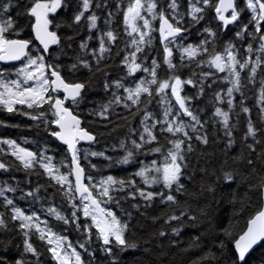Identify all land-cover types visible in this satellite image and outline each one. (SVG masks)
Masks as SVG:
<instances>
[{"label":"trees","instance_id":"16d2710c","mask_svg":"<svg viewBox=\"0 0 264 264\" xmlns=\"http://www.w3.org/2000/svg\"><path fill=\"white\" fill-rule=\"evenodd\" d=\"M34 1L0 0V24L12 20L7 37L30 40L29 57L43 58L48 77L50 68L59 72L66 82L84 85L77 102L68 101L65 105L80 117L81 125L94 137L90 142L77 145L85 182L97 201L113 212L121 223H127L125 236L137 247L121 251L114 241L104 245L92 218L84 216V200L76 198L72 185L68 151L52 135L56 132L52 123L55 120L52 102L55 96L62 97L53 92L51 101L28 108L27 113H23L22 108L6 112L0 107V164L5 166L0 168V190L4 193L0 196V218L6 220V224L0 226V264H16L18 260L22 264H58L48 250L52 245L47 239L41 240L35 228L28 230L29 236L25 237L19 221L11 220L12 207L20 208L26 215L35 213L34 222L41 228H50L57 236L65 237L78 248L83 264H239L233 242L262 203L259 184L264 178V162L256 157L264 151V111L261 110L264 102L260 99L264 63L257 67L251 81V63L245 69L237 65L240 88L239 91L234 89L229 96L228 89L233 86L234 77L228 70H217L210 60L217 53L226 60L225 49L229 44L240 62L264 57V53L256 51L261 42L254 25L249 24L253 13L246 8V0H235L238 10L243 11L237 22L227 26L216 17L218 0H210L209 5H204L202 0H191L203 9L196 14L202 17L198 22L188 15L189 0H176L178 7L175 10L169 8L172 0H151L157 4L153 10L157 17L145 30L148 32L145 43L139 45L142 50L137 53L136 62L141 68L131 74L123 61L135 51L137 45H133L132 40H139V33H131L124 22V12L134 0H90L89 8L79 22L74 17L83 11V0H61V7L49 13L50 28L57 34L58 43L46 56L32 36L33 17L29 15V9ZM148 2L141 0L143 13ZM3 5L8 7L5 9ZM160 10L165 11L172 23L184 29L164 43L160 42L157 33ZM91 15L97 16L94 28L88 26ZM140 23L143 22H136L139 27ZM244 24L249 25L247 30L237 36ZM261 24L264 25V21ZM108 31L113 32L115 40H108L105 35ZM101 39L107 49L103 53L99 51ZM82 44L85 47L82 48ZM166 44L172 50L169 57L172 68L165 62ZM249 44L253 47L251 53L247 50ZM189 45L201 46L193 58L183 53V48ZM154 60L158 82H170V78L176 76L181 81H192L182 83L180 93L187 98L186 106L197 116L199 124L178 110L168 89L163 93L156 92L159 83H146L151 95L141 93L136 104L126 99L125 88H135L137 83L152 79ZM83 61H87L88 67ZM145 68L149 71H144ZM7 69L1 71L0 66V77L12 75L14 68ZM117 82L122 87L118 88ZM116 96L121 97V103L114 102ZM104 106H108L107 111L101 116L98 113ZM245 107L249 109L247 113L242 110ZM169 108L171 111L166 120L165 111ZM217 108L228 113V128L223 124V117L216 115ZM145 113L149 114L147 120ZM173 117L186 125L187 137L183 132L173 134L165 130ZM141 121H145L144 124ZM249 122L256 129L255 136L246 135ZM193 124L195 130L191 127ZM145 125L151 128L156 140L145 142L148 141L145 133L144 141H141L140 134ZM198 137H206L207 143ZM174 139L184 141L181 149L185 160L180 183L186 191L182 192H176L175 185L171 189L164 187L162 172L154 170L163 168L172 147L169 141ZM133 140L142 147L134 149ZM14 145L34 154L30 168H25L13 155ZM249 145H254L256 155L250 153ZM155 148L160 151H153ZM128 151H133V156L123 163ZM93 152L103 155L93 156ZM49 158L54 175L67 174L71 191L69 184L57 183L45 172L42 164ZM249 158L254 161L251 167L247 165ZM144 167L149 168V177L159 178L157 183L145 184L144 178L136 175ZM225 173H231L233 180L224 179ZM109 176L125 182L124 186L115 184L110 188L111 199L99 193L103 188L101 181ZM209 187L211 191H208ZM137 188L173 194L179 204L161 202L159 195L152 201H145L136 192ZM133 192H136L134 198L130 195ZM6 199L12 200L13 204L7 205ZM185 208L189 211L179 221H168V216H179ZM49 209L55 211L50 213ZM56 213L64 219L58 218ZM173 228H178L179 232L174 233ZM161 231L164 236L159 235ZM196 237L199 238L198 246L193 243ZM26 238L38 254L25 251ZM106 247L113 249L112 255L104 251ZM207 253H211L210 257L201 259ZM243 264H264V241L246 256Z\"/></svg>","mask_w":264,"mask_h":264},{"label":"snow or ice","instance_id":"6c2138e0","mask_svg":"<svg viewBox=\"0 0 264 264\" xmlns=\"http://www.w3.org/2000/svg\"><path fill=\"white\" fill-rule=\"evenodd\" d=\"M204 5H209L210 0H202ZM90 0H83V11L79 12L74 17V20L76 22L81 21L82 17L85 14V11L89 8ZM8 5H3V8H7ZM61 7V0H35L34 3H32L31 8L29 9V15L31 17L35 18V23L32 25L33 31L35 32L36 39L40 41V43L43 45V48L45 51L48 50L50 44H56L58 43V37L57 34L53 31L49 30V25L52 23V21L49 19V13L55 12L57 8ZM178 5L176 0H172V2L169 4V8L175 10L177 9ZM144 8V4L141 3V0H134V2L129 4V7L124 12V22L128 26V28L131 29V33H139V40L133 39L132 44L137 45L135 48V51L129 53L127 56H125L124 63L127 64L129 73H135L138 69L141 68V64L136 62L137 53L141 52V47H139L140 44L145 43V37L148 35V32L141 31L140 27L135 23L137 19L143 20V28L149 29L151 27L150 21L148 19H145L141 15V10ZM157 8V4L154 2L147 3V11L149 13H153V10ZM246 8L250 10L253 15L251 16V19L249 21V24H253L255 28V33L259 34L258 39L261 42L259 45V49H257V52L264 53V25L261 24V21H264V0H246ZM231 10L230 16H226L225 12H228ZM203 11L202 8L197 7L196 4L192 3L191 0H189V12L188 15L192 17L194 21H199L202 17L197 16L196 14L201 13ZM243 11V9L237 8V5L235 3V0H219V2L215 5V13L216 17L219 21L222 22L224 26H227L229 24H232L234 22H237L239 20L240 14ZM153 18H155V13H153ZM89 20V28L96 27V21L97 16L91 15L88 17ZM159 32H160V38L162 41H168L170 38L177 37L184 29H182L179 26H176L174 23L170 22L169 18L165 15L164 10L159 11ZM248 24H244L241 31L237 32L236 35L240 36L242 32L247 30ZM12 29V20L9 19L8 21L4 22L3 24H0V53H6L7 55L0 54V60L3 59H10V60H18L22 56L26 55L25 50L28 48L30 41L29 40H23V39H9L6 35V33L9 32V30ZM205 31H209L208 29H205ZM130 33V34H131ZM109 41L115 40L116 37L113 34L112 31H108L105 33ZM81 47H85L84 44L81 45ZM199 45L192 46L189 45L185 48H183V53L186 54L189 58H193L197 55L198 51L200 50ZM232 45L229 44L228 47L225 49V52L227 54V58L225 60L224 56L217 53L211 57L210 63L212 66H214L217 70L223 72L225 70H228L231 72L232 76L234 77L233 80V86L228 89V95L231 96L233 90L239 91L240 88V72L236 70V66L238 65L240 69H245L249 66V63H251V75L249 76V80L251 81L252 76H254L257 72V67L264 63V57L258 56L255 60L249 61L244 60V62H240L234 52L230 49H232ZM107 49L105 48V42L103 39L100 41V53L105 52ZM207 51V49H204ZM248 52L251 53L253 51V47L251 44L248 45ZM165 62L168 63L169 68L174 67L169 59V57L172 54V50L167 47V44L165 45ZM42 57H39L37 59H30L29 65H26L23 69H21V74L24 76L25 81L29 80H35L36 84L30 87H23L21 88V84L19 81H11V86L5 83H0V88H3V91H0V105H3L4 108L7 109V111L12 112L14 111L13 105L15 104H27L29 108H32L33 106H39L47 101L52 100V96L45 95L49 92V88L52 89V91H56L57 89L63 88L65 92V99H71L74 103L77 102V98L81 95V89L84 88L83 84L77 83L69 85L64 82V80L61 78L59 72L52 71L51 75L52 77H55V79L49 81L44 76V65L42 63ZM39 61V63H38ZM83 64L85 67H88L87 61H83ZM36 66L35 71H28L29 66ZM75 67V65H73ZM156 61H153V68L151 70V76L152 79L150 81L144 82L141 81L136 84L135 88H125L124 91L127 93V100H130L132 104H136L141 96V93H150V89L146 86V83L151 84H157L159 83L158 88H156L157 93H163L165 89L171 88V94L175 97L176 103L179 105L180 110L182 112L191 117L193 121L196 122V124H199L200 121L193 114L192 111L189 110V108L186 106V97H183L180 94V88L182 83H192L191 80L189 81H181L179 76H176L174 78L173 83H169L168 80L165 81H157L156 79ZM144 71H149L148 69H144ZM116 86L122 87V85L117 82ZM107 88L108 85H105ZM219 98V94H217ZM260 99L262 102H264V80L261 81V92H260ZM115 103L119 104L121 103V97L116 96ZM163 102V101H162ZM111 103V102H110ZM229 105H231L232 101L229 100ZM64 100L56 99L54 104H52V107L56 110L55 115L57 116V119L52 121V123H55L59 125L61 128V132H53L52 135L58 137L59 139L63 140L67 146L68 150L71 152L72 155V165L74 166V174H75V191L77 193H80L82 200L90 201L91 205H93L96 209L99 211L105 213V216L109 219H105L104 221L98 220L97 216L95 214L92 215L93 223L95 224L100 238L103 240L104 245H111L113 241L115 242V245L119 247L121 251H124L128 248H136L137 245L135 243L129 242L127 237L125 236V231L128 227L127 223H121V221L117 218V216L111 212L104 209L99 208V202L94 198L92 192L89 191V188L87 185H85L82 182L84 170L80 166V163L78 161V149L76 147L77 141L79 140H87L92 141L94 140L93 135H91L88 131L84 130L80 127V121L77 117L72 116L70 112H68L67 108L63 107ZM127 107V105H125ZM108 106H104V109L98 113L99 115L103 116L105 115V112L107 111ZM245 113L249 111L248 108L242 109ZM264 111V108L261 109ZM171 111V109H166L165 111V119L167 120L168 113ZM43 115V113H41ZM148 113H145V120L148 118ZM176 115H179L177 113ZM216 115L223 117V124L225 128H228L229 125V116L227 112L222 111L220 108L216 109ZM33 119H37L38 117H32ZM145 121H141L142 124H144ZM156 123H160V121H156ZM186 125L183 122H177L175 120V117L171 121H168L167 128L165 129L169 133H181L183 132L184 135L187 137L188 133L185 131ZM193 130H195V124L191 126ZM69 128L74 129V131L69 132ZM147 134L148 141L150 142L156 140V136L153 135V132L150 127L147 125L144 126L143 132L140 134L141 141H144V134ZM229 136H231V132L227 133ZM246 135L255 136L256 135V129L253 127L252 123L249 122L248 129ZM190 139V137H189ZM198 139H201L203 143H207L206 137H198ZM9 144H14L13 141H8ZM169 143L172 145V147L168 150L167 156H166V162L163 165V168H154L156 172H162V179L164 187L171 189L173 185L176 186L175 190L176 192H182L186 191L184 188V185L180 183V178L183 175L182 173V167L183 161L185 160V156L182 153L181 145L184 143L181 139H174L169 141ZM231 143V141H230ZM132 144L134 146V149H140L142 147L141 143H138L137 141L133 140ZM124 145L121 144V147ZM250 153L252 155H256L255 147L254 145L248 146ZM189 150H191V147L189 146ZM153 151L159 152L160 148H155ZM13 155L17 156L19 160L23 163L25 168H30L32 166V161L34 159V154L31 152H28L26 149H18L17 151L13 152ZM91 155H103V153H91ZM133 156V151H128L127 155L123 158V163H127L129 158ZM257 159L264 162V151L260 153L256 157ZM155 165V162H153V166ZM248 166H253L254 161L253 159L249 158L247 160ZM5 166L3 164H0V168H4ZM42 167L45 169V172H47L52 179H54L57 183L60 184H69L68 177L65 175H54V166L51 164V160L49 158V161L47 163H43ZM149 168L144 167L141 168L136 175L141 176L144 178L145 184H152L158 182V177H149L148 173ZM90 179V178H89ZM224 179L226 180H233V175L231 173H225ZM132 183V182H130ZM120 184L121 186H124L125 182L123 180L116 181L113 177L109 176L106 178V180L101 181V185L103 186V190L100 193L102 196H108L110 199V188L115 185ZM259 187L264 193V178H262V181L259 184ZM69 191H71V185L69 184ZM208 191H211V188H208ZM136 192L139 193V195L145 200V201H152L155 196L161 197V202H171L172 204H179V201L177 200L176 196L173 194H167L164 195L162 193H155L152 191H144L143 189L137 188ZM136 192L130 193V195L135 197ZM3 190H0V196H2ZM31 193H29L30 195ZM5 203L7 205H12L13 201L10 199H6ZM12 215L11 220L19 221V228L23 232L25 237L29 236V231L32 228H35L36 232L39 233V238L41 240L47 239V242L49 245H54L50 247L48 250L52 253V257L54 260L58 262V264H70L69 256L63 251V241L66 239L65 237L57 236L55 233L52 232L50 228H41L39 224L34 222V218H36V214L33 213L32 215H26L20 208L18 207H12ZM54 209H49V212H54ZM189 211V209L185 208L184 210L180 211V215H170L168 216V221H179L181 217H184L186 213ZM83 214L84 216H89V204L85 203L83 205ZM58 218L64 219V217L60 216L59 213H56ZM75 215V213H73ZM191 220H195L196 217H189ZM67 222V221H65ZM167 223V221H166ZM6 224V220L4 218H0V226H4ZM172 231L174 233H178V228H173ZM160 236H164L165 233L163 231L159 232ZM198 240L199 238H193V243L198 246ZM259 241H264V210H261L258 212V214L249 221V227L247 231L240 236L238 240L235 241V248L238 255V260L243 264V262L246 260V254L249 253V250L253 248L254 245H256ZM25 244V251L26 252H32L34 254L36 253V249L33 247V244L29 241V239L24 240ZM83 247V245H81ZM109 255L113 254V249L111 247H106L104 249ZM211 253H207L205 257H202L201 259H208L210 257ZM71 256L75 257V264H83L81 261L80 254L76 252L75 249H72ZM16 264H22L21 261H17Z\"/></svg>","mask_w":264,"mask_h":264},{"label":"rangeland","instance_id":"374dc122","mask_svg":"<svg viewBox=\"0 0 264 264\" xmlns=\"http://www.w3.org/2000/svg\"><path fill=\"white\" fill-rule=\"evenodd\" d=\"M46 2V1H45ZM141 13L144 15L143 17L145 18V19H148L149 21H150V25L152 24L151 22H153V13H149L147 10H145L144 11V13H143V10H141ZM225 15L226 16H230V15H228L226 12H225ZM155 17H157V15H155ZM152 20V21H151ZM136 22H143V21H141L140 19H137L136 21H135V23ZM140 29H141V31H145L146 29H144L143 28V23H140ZM225 56H226V54H225ZM37 58H39V57H37V56H28V59L26 60V62H24L23 64H21L20 66H18V67H15L14 69H13V71H12V75H10V77L9 76H2V77H0V83H5V84H8L9 86H11V81H14V80H16V81H19L20 82V84H21V88H23V87H30V86H33L34 84H36V81L35 80H29V81H25V79H24V76L21 74V69H23L26 65H29V60L30 59H37ZM38 63H39V61H38ZM42 63H43V65H44V61H43V59H42ZM45 66V65H44ZM35 68H36V66H29V68H28V71H35ZM44 76H45V78H47L49 81H50V79H49V77H48V75H47V73H46V67H44ZM174 82V79H172L169 83H173ZM168 90H169V92H170V94H171V88H167ZM4 89L3 88H0V91H3ZM54 91H52V89L51 88H49V94L51 95L52 93H53ZM45 95H47V93L45 94ZM172 95V94H171ZM56 97V96H55ZM12 148H14L15 149V151H17L18 149H24L23 147H21V146H13ZM29 152V151H28ZM65 176H67V174L65 175ZM68 177V176H67ZM72 185H73V181H72ZM102 190H103V188L102 189H99V193H101L102 192ZM98 199V198H97ZM99 202V201H98ZM85 203H88L86 200H84V204ZM89 204V203H88ZM99 208L100 209H104V210H107V211H110L109 209H107L105 206H104V204H102V203H100L99 202ZM89 211H90V217L92 218V215L93 214H95L96 216H97V219L98 220H101V221H104L105 219H109V218H107L106 216H105V213H103V212H101V211H99L98 209H96L94 206H91V205H89ZM93 221V220H92ZM52 246H54V245H52ZM72 249H75L76 250V252H78L79 254H80V252H79V250H78V248L76 247V246H73L68 240H64L63 241V251L66 253V254H68V256H69V260H70V264H75V257H73V256H71V252H72ZM81 256V255H80Z\"/></svg>","mask_w":264,"mask_h":264},{"label":"water","instance_id":"95a60500","mask_svg":"<svg viewBox=\"0 0 264 264\" xmlns=\"http://www.w3.org/2000/svg\"><path fill=\"white\" fill-rule=\"evenodd\" d=\"M34 2H35V1H34ZM218 2H219V0H218ZM229 11H231V10H229ZM170 22H171V21H170ZM34 23H35V18L33 17L32 25H33ZM32 25H31V31H32L33 39H34V41H35V42L41 47V49H42V51H43V54L46 56V55L48 54L49 50L54 46V44H50L48 50L45 51L44 48H43V45L40 43L39 40L36 39L35 32L33 31ZM159 27H160V23L158 22V25H157V31H158V35H159V38H160ZM49 30H50V31H53V30L50 28V25H49ZM53 32H54V31H53ZM19 39H21V38H19ZM23 40H26V39H23ZM160 42L163 43L164 41H162L161 38H160ZM29 45H30V44H29ZM28 47H29V46H28ZM25 52H26V54H27V52H28V48L25 50ZM0 54H2V55H7L6 53H0ZM23 57H24V56H22L20 59H22ZM20 59H18V60H20ZM18 60L3 59V60H0V61H1V62H11V61H18ZM52 71H54V70L50 69V77H51V80L55 79V77H52V75H51ZM60 76H61V78L64 80L65 83H67V84H69V85H72V84L66 82L65 79L62 77L61 74H60ZM51 80H50V81H51ZM56 91L62 93V95H63L62 98H57V99L64 100L63 107H64V108H67V109H68V112H70L72 116L77 117V118L79 119V121H80V117H79L78 115H76V114H75V113H74V112H73L68 106L65 105V101H67V100H68V101H71V99H65V92H64L63 88L57 89ZM180 94H181V93H180ZM55 100H56V99H55ZM55 100L53 101L52 104H54ZM173 100H174V102L176 103V100H175V97H174V96H173ZM176 105H177V107L179 108V105H178L177 103H176ZM53 109H54V108H53ZM179 110H180V108H179ZM180 111L182 112V110H180ZM54 112H56L55 109H54ZM55 116H56V115H55ZM56 119H57V116H56ZM54 125H55V128H56V132H61V131H62L61 128L59 127V125H57V124H55V123H54ZM80 127L83 128L84 130H86V128H84V127L81 125V122H80ZM71 131H74V129L69 128V132H71ZM86 131H87V130H86ZM88 132H89V131H88ZM89 133H90V132H89ZM90 134L93 135L92 133H90ZM56 139H57V141H58L59 143H61L63 146H65L66 149H67V151H68L69 158H70L71 177H72V180H73L74 192H75V194H76V197L79 199V198H81V195H80V193H77V192L75 191V174H74V166L72 165V155H71V152L68 150V146H67V144H66L63 140L59 139L58 137H56ZM85 142H90V141H87V140H79V141H77L76 147H77L78 143H85ZM78 161H79V160H78ZM79 163H80V162H79ZM80 166L82 167L81 164H80ZM82 168H83V167H82ZM83 170H84V168H83ZM82 182L86 185V182H85V171H84V174H83ZM89 191L92 192V190H90V189H89ZM92 194H93V192H92ZM93 196H94V194H93ZM94 198H95V196H94ZM261 198H262V203H261V207H260V209H259L258 212H260L261 210H264V193H262V191H261ZM95 199H96V198H95ZM88 202H89V204L91 205V202H90V201H88ZM91 206H93V205H91ZM258 212H256V213H255V214H254V215H253V216L247 221V224H246L244 230H243V231L237 236V238L234 240V242H233V246H234V250H235L236 254H237V251H236V248H235V241L238 240V239L240 238V236H242V235L247 231V229H248V227H249V221L252 220V219L258 214ZM261 242H262V241H259L256 245H254L253 248L249 250V253H250L252 250H254L256 247H258V246L261 244ZM249 253H248V254H249ZM248 254H246V256H247ZM237 259H238V255H237ZM238 262H239V260H238ZM240 263H241V262H239V264H240Z\"/></svg>","mask_w":264,"mask_h":264},{"label":"flooded vegetation","instance_id":"af4514ba","mask_svg":"<svg viewBox=\"0 0 264 264\" xmlns=\"http://www.w3.org/2000/svg\"><path fill=\"white\" fill-rule=\"evenodd\" d=\"M11 39H19V38L18 37H14V38H11ZM21 39H24V38H21ZM26 40H28V39H26ZM29 50H30V45H29ZM28 56H29V51H28V54L24 58H22L21 60L11 61V62H1L0 61L1 71L8 70L7 67L15 68V67L20 66L21 64L26 62V60L28 59ZM0 107H2L6 112H9V111H7L6 108L3 107V105H0ZM13 108L14 109L22 108L23 111H24L23 113H27L29 107H28L27 104H22V105L21 104H15V105H13ZM26 115H28V114H26Z\"/></svg>","mask_w":264,"mask_h":264}]
</instances>
